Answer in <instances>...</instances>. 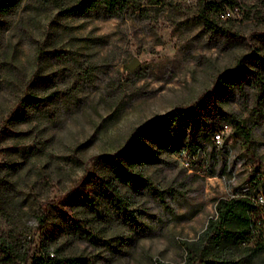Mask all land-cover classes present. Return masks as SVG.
<instances>
[{"label": "rangeland", "instance_id": "rangeland-1", "mask_svg": "<svg viewBox=\"0 0 264 264\" xmlns=\"http://www.w3.org/2000/svg\"><path fill=\"white\" fill-rule=\"evenodd\" d=\"M134 1L135 8L106 15L99 6L64 13L18 0L0 14V236L21 251L82 253L84 264L176 263L180 241L201 229L216 197L253 192L247 178L264 164V100L256 103L247 81L207 91L241 54H264V0H240L244 7L219 21L228 28L224 36L201 27L194 0ZM28 93L41 102L25 105ZM194 104L209 124L195 154L185 144L137 140L154 153L142 171L161 191L160 198L145 188L127 195L133 213L145 210L138 215L143 229L109 222L111 246L74 233L66 215L73 198L102 201L94 197L95 178L108 171L99 155L120 147L153 114ZM215 105L250 136L228 122L220 142L213 140L210 129L226 121ZM261 230L264 240V224ZM248 264H264V248Z\"/></svg>", "mask_w": 264, "mask_h": 264}, {"label": "trees", "instance_id": "trees-1", "mask_svg": "<svg viewBox=\"0 0 264 264\" xmlns=\"http://www.w3.org/2000/svg\"><path fill=\"white\" fill-rule=\"evenodd\" d=\"M37 3L47 2L60 7L64 13L83 12L96 6L101 7L106 15L130 10L136 7L134 0H33ZM18 0H0V14L8 12ZM195 17L201 27L214 36H224L228 28L219 23L228 19L218 13L224 7L234 10L244 7L240 0H194ZM264 42V32L258 33ZM247 63V64H246ZM247 81L254 88L256 103L264 100V54L258 50H251L241 54L231 69L218 72L212 81L210 91L220 92L222 85L234 84L241 86ZM41 97L28 93L22 97L25 105H36ZM201 105L172 106L155 113L143 121L135 124L129 131L127 140L118 148L99 155L100 162L107 169V176H96L95 184L98 191L94 197L101 195L102 201L84 199L74 201L73 210L66 212L72 222L71 230L82 235L93 245L106 243L112 234H107L108 223L118 224L127 231H141L144 227L139 214L145 213L138 208L133 213L130 208L128 193H138L141 188L156 198L161 197V191L155 187L143 173L142 167L152 161L154 153L137 143L140 138L150 139L170 149L185 144L191 154L197 152L200 135L207 133L209 126ZM215 110L220 112L233 130L249 137L250 133L245 124L234 114L223 111L218 105ZM210 109V108H209ZM220 122V123H221ZM220 123L210 129H216ZM229 125V124H228ZM226 163V160H224ZM227 165H225L226 167ZM114 177L122 186H116ZM253 192L248 190L233 191L228 195L216 197L213 211L210 213L195 236L182 239V257L179 262L172 263L156 260V264H248L255 260L264 248L261 240V227L264 224V164L258 161L257 166L251 167L247 178ZM258 186V188H257ZM261 193L263 202L256 200V194ZM86 257L82 253H57L43 249L21 251L0 236V264H84Z\"/></svg>", "mask_w": 264, "mask_h": 264}, {"label": "built area", "instance_id": "built-area-1", "mask_svg": "<svg viewBox=\"0 0 264 264\" xmlns=\"http://www.w3.org/2000/svg\"><path fill=\"white\" fill-rule=\"evenodd\" d=\"M229 11H232L231 9H229L227 6H224L220 11H219V15L221 17H224L226 15H228ZM228 128V124L225 123V122H221L220 125L214 129L212 131V134H211V138L217 142H220V138H221V133L223 130L227 129ZM256 200L257 201H260V202H263V196L261 193H258L256 194Z\"/></svg>", "mask_w": 264, "mask_h": 264}, {"label": "water", "instance_id": "water-1", "mask_svg": "<svg viewBox=\"0 0 264 264\" xmlns=\"http://www.w3.org/2000/svg\"><path fill=\"white\" fill-rule=\"evenodd\" d=\"M134 63H135V61H130V62H127L126 65H127L128 67H131Z\"/></svg>", "mask_w": 264, "mask_h": 264}]
</instances>
